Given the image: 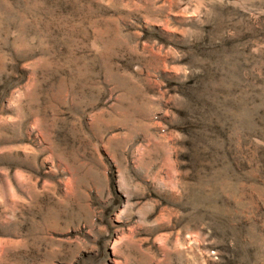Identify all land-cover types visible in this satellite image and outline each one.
I'll return each mask as SVG.
<instances>
[{"label": "rangeland", "instance_id": "obj_1", "mask_svg": "<svg viewBox=\"0 0 264 264\" xmlns=\"http://www.w3.org/2000/svg\"><path fill=\"white\" fill-rule=\"evenodd\" d=\"M0 264H264V0H0Z\"/></svg>", "mask_w": 264, "mask_h": 264}]
</instances>
